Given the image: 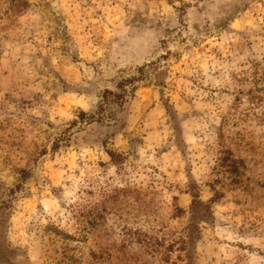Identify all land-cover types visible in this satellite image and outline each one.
Here are the masks:
<instances>
[{"label":"rangeland","instance_id":"374dc122","mask_svg":"<svg viewBox=\"0 0 264 264\" xmlns=\"http://www.w3.org/2000/svg\"><path fill=\"white\" fill-rule=\"evenodd\" d=\"M192 190L196 263L264 264V0H0V264H136Z\"/></svg>","mask_w":264,"mask_h":264},{"label":"trees","instance_id":"16d2710c","mask_svg":"<svg viewBox=\"0 0 264 264\" xmlns=\"http://www.w3.org/2000/svg\"><path fill=\"white\" fill-rule=\"evenodd\" d=\"M125 92L126 91H123V93ZM108 94L116 97V95L113 94L112 92H108ZM122 94L119 95L118 98L121 96L123 98ZM92 119H94V117ZM109 155L112 158V160H114V162L116 163L120 158V156L114 152H110ZM22 174H26V173L22 172ZM192 191H193L192 193L193 200L190 208L191 219L187 227L183 230L185 235L184 236H181V234L177 235V237L171 242V244L166 246V242L168 240L165 236H159L156 233H152V232L150 233L149 231H139V233L136 235L137 245L139 246L138 251L128 254L130 260H133V262H136V264H148L147 261H145L146 256L154 257L157 254H160L161 252H165V253L168 252L167 253L168 256L175 248V245L180 244L181 245L180 251L185 253L186 264H197L195 261V254L197 249V243L202 238L201 224L202 223L209 224L210 222H212V220L214 219V214L212 211L211 204L202 201L199 194L196 193L194 190ZM95 211L96 208L93 205L85 206L82 209L80 216L82 218V222L84 220L85 222H87V225L89 226L96 225L97 224L96 218L95 217L92 218L93 212ZM177 211L180 210L177 209ZM98 216L100 217L99 212H98ZM3 221L4 219L0 215V224H2ZM85 229L87 232L85 236H88L92 232V230H88L87 226L85 227ZM130 234H132V236ZM130 234H128L129 238H134V235L136 233H130Z\"/></svg>","mask_w":264,"mask_h":264}]
</instances>
